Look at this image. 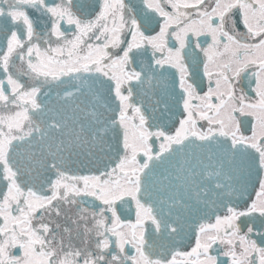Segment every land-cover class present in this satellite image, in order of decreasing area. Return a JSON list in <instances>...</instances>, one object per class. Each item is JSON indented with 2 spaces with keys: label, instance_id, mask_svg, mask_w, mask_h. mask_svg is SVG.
<instances>
[{
  "label": "snow or ice",
  "instance_id": "1",
  "mask_svg": "<svg viewBox=\"0 0 264 264\" xmlns=\"http://www.w3.org/2000/svg\"><path fill=\"white\" fill-rule=\"evenodd\" d=\"M0 264H264V0H0Z\"/></svg>",
  "mask_w": 264,
  "mask_h": 264
}]
</instances>
